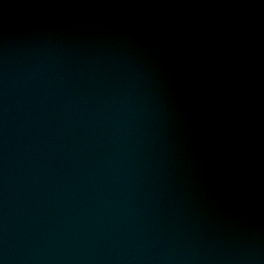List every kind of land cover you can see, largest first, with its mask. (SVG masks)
<instances>
[{"label": "water", "instance_id": "water-1", "mask_svg": "<svg viewBox=\"0 0 264 264\" xmlns=\"http://www.w3.org/2000/svg\"><path fill=\"white\" fill-rule=\"evenodd\" d=\"M0 264H264V0H0Z\"/></svg>", "mask_w": 264, "mask_h": 264}]
</instances>
